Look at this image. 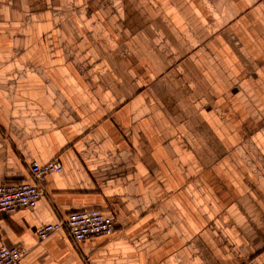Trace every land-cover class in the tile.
I'll list each match as a JSON object with an SVG mask.
<instances>
[{"label": "crops", "instance_id": "0c3cea01", "mask_svg": "<svg viewBox=\"0 0 264 264\" xmlns=\"http://www.w3.org/2000/svg\"><path fill=\"white\" fill-rule=\"evenodd\" d=\"M55 159L21 264H264V0H0V182Z\"/></svg>", "mask_w": 264, "mask_h": 264}, {"label": "built area", "instance_id": "2783aa9c", "mask_svg": "<svg viewBox=\"0 0 264 264\" xmlns=\"http://www.w3.org/2000/svg\"><path fill=\"white\" fill-rule=\"evenodd\" d=\"M62 164L58 159L41 165L34 162L30 168V179L23 182H0V215L13 214L18 210L33 208L43 196L42 182L53 172H59ZM65 229L70 238L80 241L107 236L117 232L115 215L103 211H79L71 213L66 219L45 224L38 229L41 240ZM27 251L7 245L0 246V264H21Z\"/></svg>", "mask_w": 264, "mask_h": 264}]
</instances>
